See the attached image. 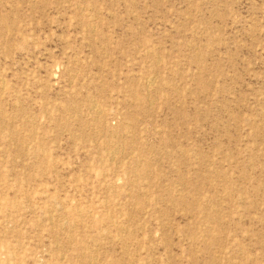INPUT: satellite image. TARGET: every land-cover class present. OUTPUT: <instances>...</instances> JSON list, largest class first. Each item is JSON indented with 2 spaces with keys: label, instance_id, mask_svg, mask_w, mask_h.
Segmentation results:
<instances>
[{
  "label": "rangeland",
  "instance_id": "374dc122",
  "mask_svg": "<svg viewBox=\"0 0 264 264\" xmlns=\"http://www.w3.org/2000/svg\"><path fill=\"white\" fill-rule=\"evenodd\" d=\"M0 134V264H264V0H0Z\"/></svg>",
  "mask_w": 264,
  "mask_h": 264
},
{
  "label": "bare ground",
  "instance_id": "6f19581e",
  "mask_svg": "<svg viewBox=\"0 0 264 264\" xmlns=\"http://www.w3.org/2000/svg\"><path fill=\"white\" fill-rule=\"evenodd\" d=\"M76 77V76H75ZM3 82V81H2ZM1 82V83H2ZM2 88V87H1ZM89 102V101H88ZM152 103V102H151ZM91 106V105H90ZM3 120V119H2ZM4 124V123H3ZM5 129V128H4ZM2 130V129H1ZM10 133V132H9ZM1 135V134H0ZM12 139V138H11ZM8 140H9V138H8ZM42 153V152H41ZM129 169V168H128ZM131 177V176H130ZM79 212V211H78ZM50 216V215H49ZM51 219V218H50ZM93 221V220H92ZM50 225V224H49ZM56 241V240H55ZM40 263V262H39Z\"/></svg>",
  "mask_w": 264,
  "mask_h": 264
}]
</instances>
